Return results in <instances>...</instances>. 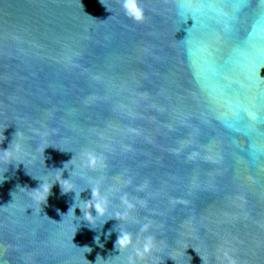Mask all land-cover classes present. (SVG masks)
<instances>
[{"label":"water","instance_id":"obj_1","mask_svg":"<svg viewBox=\"0 0 264 264\" xmlns=\"http://www.w3.org/2000/svg\"><path fill=\"white\" fill-rule=\"evenodd\" d=\"M140 6L0 0V148L22 146L0 160V264H264V40L227 0ZM90 156L77 190L150 252L116 248L117 218L63 217L59 183L33 198Z\"/></svg>","mask_w":264,"mask_h":264},{"label":"clouds","instance_id":"obj_2","mask_svg":"<svg viewBox=\"0 0 264 264\" xmlns=\"http://www.w3.org/2000/svg\"><path fill=\"white\" fill-rule=\"evenodd\" d=\"M123 7L126 11V14L129 17L134 18L137 21H142L144 19V12L140 6V0H123ZM19 136H20V133L18 131L16 133L15 140L12 142L11 146L8 149L0 148V160L7 158L10 165L15 163L14 153L22 150V146L19 143ZM4 139L5 137H4V130H3V132H0V143H2ZM49 146H52V145H49ZM49 146L43 149L44 153H45L46 148H48ZM72 161L73 159L69 162H66L64 165V169H67L66 165H68ZM21 163L25 165L23 160L19 161V165ZM96 164H97L96 158L90 156L86 162H84L82 165L79 166V168H77V166L75 165L73 166V169L71 171V178L69 179L64 178L63 176L64 169H58L60 170L59 174L56 175L55 177H49L47 174L45 175L44 178L33 176L34 178H37L41 181L39 187L35 189H30L31 192L33 193V198L38 200V202H40L41 205L46 204L48 197L51 194L53 186L59 183L64 193L75 192L76 194L75 203L72 205V207L70 208L67 214L63 213L62 215L63 217L69 214H72L73 216L77 217L76 208L78 207L83 212V217H80V218L88 221L89 226L94 229L97 228L98 221H102V225H103L104 223H106L107 220L112 219V218H117L120 221V223L117 226V231L119 232V236L116 241V248L119 249L120 252L126 251L129 248H134L135 252L141 256L145 252H150L151 249L154 247L153 237L149 236L146 238V240L143 243L142 249L138 247L137 245L139 242L134 238L133 234L119 227L121 225V222L127 219L128 214L126 212H119V211L112 213L110 199L108 195L104 191H102L98 183H95L93 184V186L88 187L91 189V193H92L91 199H87V200L81 199L80 193L88 188H83L78 191L77 181L74 180L73 177L74 175L83 177L84 169L90 168V167L94 168ZM20 188L28 189L25 187H20ZM78 201L80 203H78ZM93 209H95V214H93ZM147 228H148V225H145L144 230H147ZM96 242L98 244L100 243L99 236L96 237ZM82 248L87 249L88 250L87 252L92 251V249L87 246L82 247ZM101 258L103 257H98L96 264ZM128 260L131 264L133 257L131 256L128 257ZM89 264H91L90 261H89Z\"/></svg>","mask_w":264,"mask_h":264}]
</instances>
